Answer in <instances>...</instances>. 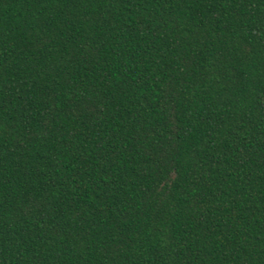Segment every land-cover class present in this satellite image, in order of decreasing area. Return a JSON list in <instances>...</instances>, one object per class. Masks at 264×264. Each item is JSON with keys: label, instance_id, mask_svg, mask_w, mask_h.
<instances>
[{"label": "trees", "instance_id": "16d2710c", "mask_svg": "<svg viewBox=\"0 0 264 264\" xmlns=\"http://www.w3.org/2000/svg\"><path fill=\"white\" fill-rule=\"evenodd\" d=\"M0 264H264V0H0Z\"/></svg>", "mask_w": 264, "mask_h": 264}]
</instances>
